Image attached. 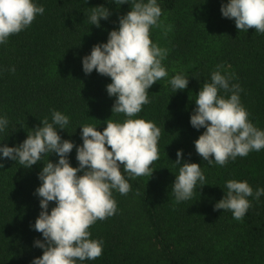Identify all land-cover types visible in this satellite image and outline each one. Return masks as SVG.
<instances>
[{
	"label": "trees",
	"instance_id": "16d2710c",
	"mask_svg": "<svg viewBox=\"0 0 264 264\" xmlns=\"http://www.w3.org/2000/svg\"><path fill=\"white\" fill-rule=\"evenodd\" d=\"M44 7L31 24L0 44V116L8 127L0 133V143L13 146L45 119L51 123L52 110L67 115L69 124L58 129L62 139L81 144L82 125L96 126L107 120L123 122V113H111L115 97H109L110 77L95 70L82 71L81 58L98 42H106L108 32L118 27V17L130 10L119 0H35ZM161 8L160 27L150 29L153 43L166 48L162 65L168 76L148 91L149 103L135 118L152 121L160 128L159 159L150 177L125 174L130 184L126 195L113 190L117 211L89 227L90 238L103 242L102 254L77 264H264V195L249 196L250 207L242 219L229 210H214L222 198L225 181H247L264 188V149L237 156L220 166L200 157L193 141L204 131L193 128L190 114L196 107V93L210 82L217 70L238 84L240 102L248 119L264 130V33L249 28L236 29L234 20L220 13L226 0H157ZM94 7H106L108 19L100 27L89 23ZM14 67L15 71L9 69ZM176 74L188 77L183 90L173 92L168 79ZM218 95L230 93L220 90ZM177 149L182 161L200 164L205 185L194 189L190 199L176 202L172 182L178 174ZM57 156L45 154L41 161L24 168L4 159L0 168V264H30L42 249L33 246L42 239L30 228L39 215L35 188L43 164ZM75 167V146L69 153ZM122 170V167H121ZM82 173H78L80 175ZM199 184V182H198ZM55 202H49V210Z\"/></svg>",
	"mask_w": 264,
	"mask_h": 264
},
{
	"label": "clouds",
	"instance_id": "9594fccd",
	"mask_svg": "<svg viewBox=\"0 0 264 264\" xmlns=\"http://www.w3.org/2000/svg\"><path fill=\"white\" fill-rule=\"evenodd\" d=\"M124 3L129 4L130 0H119L120 5ZM43 13L44 7L35 0H0V44ZM220 13L233 19L239 31L253 28L264 33V0H226ZM161 14L157 0H131L130 10L118 17V27L108 32L106 42L94 44L89 54L81 58L84 74L95 70L110 77L105 88L109 97H115L111 113H123L127 119H108L102 131L93 125L79 126L82 143L74 145L57 131L65 130L68 116L52 110L51 123L47 119L40 121V126L19 144L0 143V168L4 167L5 158L31 168L45 154L57 156L55 162L47 159L37 174L40 183L34 192L39 197L40 212L30 228L42 236L33 241L42 254L33 257L30 264H77L99 257L103 242L90 238L89 227L117 211L112 192H129L125 174L150 177L153 172L152 164L159 159L160 128L152 121L132 117L150 102L147 89L168 76L162 65L168 50L153 43L149 36L151 28L161 26ZM109 15L106 7H94L89 23L100 27V19L106 20ZM220 68L217 65L210 82L196 93V107L189 123L197 130L204 129L193 141L196 153L208 164L224 166L229 159L264 149V130L248 119L249 114L240 102V86L230 85L231 76L222 74ZM9 70L14 72L15 68ZM167 82L175 92L185 89L189 81L187 76L176 74ZM220 90L230 95H218ZM8 124V119L0 116V133ZM74 146L78 161L75 167L69 162ZM182 154L183 150L177 149L174 163L179 170L171 183L177 203L190 199L194 189L206 184L200 164L182 161ZM225 189L214 210H229L236 220L242 219L249 209V196L259 199L264 195V188L259 187L253 193L247 181L227 180ZM49 202H55L50 210Z\"/></svg>",
	"mask_w": 264,
	"mask_h": 264
}]
</instances>
